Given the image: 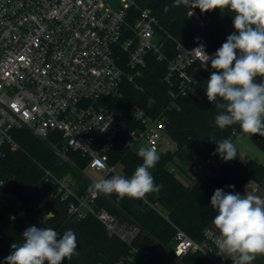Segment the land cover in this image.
Masks as SVG:
<instances>
[{
	"label": "built area",
	"instance_id": "built-area-1",
	"mask_svg": "<svg viewBox=\"0 0 264 264\" xmlns=\"http://www.w3.org/2000/svg\"><path fill=\"white\" fill-rule=\"evenodd\" d=\"M191 11L205 28L207 22L196 9L190 8L188 13ZM201 46L212 56L205 37L187 46L160 23L151 8L137 0H121L118 8L108 0H0V158L20 147L14 131L28 129L49 144L61 164L77 167L76 152L86 159L81 173L90 185L115 175L129 178L121 162H112L118 137L129 134L135 150L152 146L163 152L160 148L168 136L166 108L152 114L130 105L129 122L111 104L124 96L125 83L144 90L140 79L150 74L153 61L159 67L166 65L162 81L173 102L196 93L211 62L206 64L198 49ZM222 163L214 151L197 157L190 170L194 177L205 178ZM88 169L100 177H90ZM171 170L177 171L175 166ZM43 176L49 185L40 191L42 201L68 199L70 217L83 219L93 214L129 244L139 235L137 223L98 207L97 199L105 194L90 192L89 187L78 193L70 172L58 175L43 167ZM255 183L254 190L261 189ZM12 186L0 178V187L8 189L11 201L23 205L10 190ZM139 200L160 210L149 195ZM4 202L0 198V205ZM174 226L176 256L201 251L216 264H232L217 248L219 233L214 225L205 229L202 242ZM133 252L142 256L136 247Z\"/></svg>",
	"mask_w": 264,
	"mask_h": 264
},
{
	"label": "trees",
	"instance_id": "trees-1",
	"mask_svg": "<svg viewBox=\"0 0 264 264\" xmlns=\"http://www.w3.org/2000/svg\"><path fill=\"white\" fill-rule=\"evenodd\" d=\"M141 6L149 7L160 23L177 39L187 46H194L201 37L209 44V52L214 55L217 49L234 31L233 14L227 10L215 9L201 13L207 22L202 28L199 21L190 16L188 5L173 6V0H137ZM165 6L168 10L165 11ZM166 65L159 67L153 61L150 74L140 79L144 90L125 83L124 96L115 99L112 108L120 116L131 122L129 106L138 105L149 113L157 114L165 108L168 136L175 142L174 151L158 153L160 159L150 169L155 183L162 185L159 194H149L156 207L143 203L139 199L125 197L120 199L115 193L101 195L97 199L98 207L117 214L123 219L137 223L141 231L132 244L127 243L116 233H112L97 216L87 214L83 219H75L68 214L69 200L54 197L44 202L40 191L49 185L43 176V167L63 175L70 172L76 180L75 190L84 192L90 182L81 173L86 159L74 153L77 167L61 164L58 155L49 144L28 129L14 131L20 147L8 150L0 158V178L12 184V193L24 201L17 206L8 196V189L0 187V198L5 202L0 205V264H5V257L10 255L13 243H22V234L26 228L37 226L52 228L61 236L71 229L77 238V252L71 260L63 264H216L201 251H191L182 257L174 254L175 225L184 229L193 239L202 242L204 231L212 226L216 215L211 207V196L218 188L225 192H239L249 181L258 183L264 190V164L254 158L246 161L238 156L232 162H225L205 178H196L185 183L179 176L187 175L188 168L197 157H207L216 151L215 140L231 139L236 145L242 133L239 124L220 129L215 124L216 115L222 111L207 99V95L190 93L176 102L168 95V86L162 81ZM210 71L211 62L209 65ZM206 73L205 81L197 90L206 88L211 72ZM264 77H257L260 82ZM219 100L216 102L218 103ZM252 141L264 152V136L251 135ZM133 144L129 134H122L112 151V162H121L123 171L129 178L137 166L142 164L136 150L127 145ZM175 166L177 171H172ZM188 176V175H187ZM234 185V188H229ZM162 211L168 215L167 219ZM51 213V214H50ZM138 248L142 256H137L133 248ZM135 256L133 261L128 257ZM252 264H254L252 262Z\"/></svg>",
	"mask_w": 264,
	"mask_h": 264
},
{
	"label": "clouds",
	"instance_id": "clouds-1",
	"mask_svg": "<svg viewBox=\"0 0 264 264\" xmlns=\"http://www.w3.org/2000/svg\"><path fill=\"white\" fill-rule=\"evenodd\" d=\"M181 4L199 8L201 13L220 9L233 14L234 31L214 55L206 54L203 46L198 48L214 70L207 79V99L222 110L215 117L220 129L239 124L244 134L264 136V79L256 82L257 77H264V0H173L174 7ZM192 14L191 11L189 15ZM211 138L223 161L236 158L237 148L230 138ZM127 147L132 148L133 144ZM136 154L143 162L130 178L115 175L93 183L88 190L115 193L120 199L159 194L163 186L155 183L150 171L160 159L157 149L141 146ZM211 207L216 211L212 224L219 233L215 243L232 264H252L258 255H264V198L218 188L211 196ZM22 238V243L11 245L5 264H63L65 259L79 254L71 229L61 236L52 228L33 225L26 228Z\"/></svg>",
	"mask_w": 264,
	"mask_h": 264
},
{
	"label": "rangeland",
	"instance_id": "rangeland-1",
	"mask_svg": "<svg viewBox=\"0 0 264 264\" xmlns=\"http://www.w3.org/2000/svg\"><path fill=\"white\" fill-rule=\"evenodd\" d=\"M108 3L113 6L114 8H118L121 4V0H108ZM197 95H205L206 94V88L203 91H199V89L196 91ZM236 148H237V153L238 156L241 157L242 159H249V158H256L258 153L261 152V149L256 146V144L252 141L250 134H244L241 133L236 141ZM176 149V144L175 142L169 137L166 136L164 138V142L160 148V151L166 152V151H174ZM87 174L92 177V178H99L100 175L98 172H96L93 169H88ZM188 175V176H187ZM187 175H181L179 176L181 180H183L185 183L191 182L193 179H196L194 177L192 171L190 168H188V173ZM251 181V180H249ZM255 183V181H254ZM256 184V183H255ZM252 190L250 191L247 186H243L238 193L241 195H244L245 193L247 194H252V195H257L262 198H264V192L262 188H258L257 190H254L255 186L251 185ZM254 264H264V255H258L257 258L253 261Z\"/></svg>",
	"mask_w": 264,
	"mask_h": 264
},
{
	"label": "crops",
	"instance_id": "crops-1",
	"mask_svg": "<svg viewBox=\"0 0 264 264\" xmlns=\"http://www.w3.org/2000/svg\"><path fill=\"white\" fill-rule=\"evenodd\" d=\"M250 137H251V134H250ZM262 151V150H261ZM237 156H238V154H237ZM239 157V156H238ZM239 158H241V157H239ZM242 159V158H241ZM250 159V158H249ZM257 161H259V162H261V163H263L264 164V152L262 151V153L261 152H259L258 153V155H257V157L255 158ZM242 160H244L245 161V159H242ZM246 160H248V159H246ZM251 185H254V181L253 180H251V181H248L246 184H245V186H247V188L251 191L252 190V187H251ZM263 190V189H262ZM263 192H264V190H263Z\"/></svg>",
	"mask_w": 264,
	"mask_h": 264
}]
</instances>
